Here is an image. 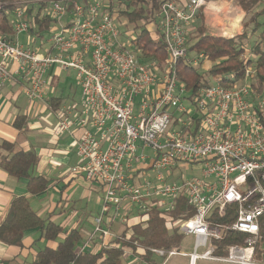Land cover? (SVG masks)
Here are the masks:
<instances>
[{
	"label": "built area",
	"instance_id": "1",
	"mask_svg": "<svg viewBox=\"0 0 264 264\" xmlns=\"http://www.w3.org/2000/svg\"><path fill=\"white\" fill-rule=\"evenodd\" d=\"M209 1L172 0L161 6L155 20L167 55L162 68L131 51L135 38L105 10L108 0L29 3L38 6L37 12L41 8V19L54 20L52 46L44 52L42 44L37 49L18 41L29 34L31 7L15 4V38L0 36V84L19 77L28 99L43 101L48 72L57 66L75 72L81 88L82 115L61 114L53 130L56 137L82 130L80 163L72 172L102 190L101 211L80 253L96 240L103 248L113 247L105 246L119 236L106 228L112 210L115 218L122 212L127 219L154 207L168 213L183 195L195 213L174 227L194 238V252L151 247L146 249L151 256L162 264L175 256L187 257L189 264H264V88H255V64L233 87L215 82L196 96L177 72L182 59L200 68L206 63L203 54L189 56L187 42ZM262 52L264 60V44ZM188 168H200V177L185 179ZM227 216L234 221L219 222ZM229 234L242 240L222 249ZM224 250L227 254H219Z\"/></svg>",
	"mask_w": 264,
	"mask_h": 264
},
{
	"label": "trees",
	"instance_id": "2",
	"mask_svg": "<svg viewBox=\"0 0 264 264\" xmlns=\"http://www.w3.org/2000/svg\"><path fill=\"white\" fill-rule=\"evenodd\" d=\"M20 0H0V3H17ZM172 0H108V10L118 21L126 19L128 24L134 26L129 36L132 52L140 53V59L145 63H153L162 68L167 57L165 47L160 40L150 37V29L155 23L156 16L161 6ZM262 0H238L239 5L248 13H251L260 5ZM14 4L7 5L0 12V36L14 39L13 23L5 14V9L14 10ZM33 9L27 11L31 21L29 36L35 40H41L51 30L54 20L43 16L41 8L36 15ZM264 16V8L255 13L251 21L254 27L246 30L243 34L233 38H224L207 33L203 25L193 28L188 36V52L190 57L204 55V60L209 68L206 74L201 73V68L194 66L191 61L182 59L177 64V72L180 80L196 96L203 88L210 87L215 82L222 86L233 85L245 76V71L252 64L256 67L257 91L264 88V22L258 20ZM151 27V28H150ZM125 30V29H124ZM126 34L129 30H125ZM124 35V34H123ZM256 35L255 40L251 39ZM126 38H129L126 36ZM34 48V47H32ZM251 55L252 58H248ZM52 85V83H51ZM61 100L52 99L51 106L56 112L59 110ZM24 117H18L14 126L21 130L25 129ZM39 156L34 151H17L15 145L0 140V168L10 176L27 182L29 196H36L47 191L50 181L44 176L36 175V167ZM195 213L189 204L187 197L180 196L175 202V208L171 212H165L158 207L152 208L148 213L139 214L137 222L125 228L113 243L116 246L102 248L98 253L78 251L83 244V234L78 228L66 229L61 224L55 223L50 217L39 216L31 206L28 196L15 198L10 206L7 217L0 225V242L6 246L25 249L24 235L27 231L37 230L40 237L33 241L32 247L38 242H44L45 246L37 250L31 264H124L127 251L146 264H157L146 249L179 248L184 236L174 227L179 222L189 219ZM234 217H225L219 220L223 224H230ZM241 235L229 234L222 242L223 247L239 244ZM258 245V253L261 252ZM219 254H227V251H218ZM264 252V250H263Z\"/></svg>",
	"mask_w": 264,
	"mask_h": 264
},
{
	"label": "crops",
	"instance_id": "3",
	"mask_svg": "<svg viewBox=\"0 0 264 264\" xmlns=\"http://www.w3.org/2000/svg\"><path fill=\"white\" fill-rule=\"evenodd\" d=\"M34 1L31 0V2ZM236 1L238 0H210L208 5L200 11L198 18L199 22L197 23V26L199 25L205 26L208 33L209 29L206 25L207 24L206 18L209 17L210 15H216L217 14L216 12L220 13L223 9L229 8V6L233 5V3H235ZM10 4L15 5L16 3L4 4L5 5L4 8ZM31 8H34V5ZM35 8L33 9L34 15L37 14L38 7L36 10ZM259 8H264V0L260 2V5L256 7L254 12L259 13L261 11V9L259 10ZM256 10L259 11L256 12ZM254 14L251 15V18ZM202 17L204 19L203 21H201ZM242 30L243 31H240L241 33L236 35L233 34L230 36L226 34L222 35L221 33L219 34L209 33V34L215 36H222L224 38H233L237 35L243 34L246 31L245 28H243ZM26 39L27 41L25 46H29L30 48L36 46L37 40H35L34 37H30L28 34ZM7 64L9 66H13V63L11 61H7ZM203 66L206 69L209 68L208 63H204ZM14 68H16V66H14ZM64 73H68V72L61 71L57 66H53L49 70L48 75L50 77L49 78L50 87L45 93V97L43 98V101H38L35 103L31 102L26 96L24 92V84L19 77H15L13 81H10L8 83L0 84V140L14 144L15 149L17 151L23 150V151L36 152L37 155L39 156V162L36 167V175L44 176L50 182H52V184H49V187L46 192L36 196H29L26 180L23 179L19 180L17 178H14L10 176L2 168H0V225L6 219L12 201L20 196H28L34 211L37 212L39 216L50 217L52 220L55 218L56 211L59 208V206H61V202L63 201H67V202L70 201L72 203H76L78 201L89 202L90 197L93 196L94 194L96 195L98 194L97 209L99 211L96 212L97 214L93 218L95 219L101 211V204H102L101 188L97 185L93 187L92 183L87 181L82 175H77L72 172V169L75 166H77L78 163H80V159L77 153V147H78L79 139L82 135V130L80 128H76L70 133L63 134L62 137L61 136L56 137L53 133V130L56 127L57 123L59 122L61 116H59L58 119L56 118L57 122L55 124L52 123L54 125L52 129L49 128L45 129L43 125L36 122L43 112H46L48 110L55 112L52 109L53 107L51 106V103H49L51 102L52 99L61 100L59 102L60 103L59 109L63 110L62 114L67 113L68 117H70L71 119L72 118L77 119L82 115L83 106H79L76 103L74 105L68 106L67 104L69 103L67 102H66L67 104L65 103L67 97L63 96V94L62 95L58 94V93H64L66 91L65 88L60 87L62 84L65 85L66 82V80L63 79L62 77ZM68 99L69 100L71 99V94L68 97ZM18 117L25 118L24 124H26V127L25 129H22V131L18 130L14 126V122ZM52 124L49 123V126ZM147 153H149V151H147ZM73 157H76V162L71 164V166H68V169L62 173L61 171L62 168L65 165H70ZM61 183L63 184V186L59 201L56 204L49 205V203L46 202V196L49 193L50 188L60 185ZM65 187H67L66 190H63L65 189ZM79 189H82V191L79 198L76 199L75 193ZM35 203H37V206L33 207ZM45 211L48 214H45ZM121 214L123 213L120 212L119 216L115 218L114 210H112L110 213V219H111L110 225L109 226L106 225V228L109 227L117 235H120L125 230L124 229L122 232L119 231V224L121 225L124 222V219L122 218L123 215ZM64 216L65 218L64 221L60 223L61 225H63L64 227H66V229L69 230L78 228L82 231L84 216L87 218L88 214H85L84 216L81 217V214H78L77 210L73 209L72 212H68ZM132 216L133 215L130 216V219L126 223V227L127 224L128 226H131L133 223L137 222L138 218L136 217L132 218ZM93 228H94V224H93ZM88 236H83V242L87 240ZM39 237H40V233L37 230L27 231L24 235L23 242L25 249L23 250L17 247L6 246L0 242V264H29L30 262L32 263L33 258L35 257L37 252L36 246L38 244L35 247L34 246L32 247L31 245L33 244V241H35ZM114 240L116 239H112L108 241V244H106L105 246H111V245L114 246L115 245V243H113ZM103 247L104 245H102L99 240H96L94 244L91 246V248L87 250V252L96 254ZM30 258H32V260H30ZM172 258H170L166 264H168L169 261L172 260ZM152 259L157 264H162L163 260L153 256ZM124 264H146V263H143L141 260L133 256L131 252L127 251L124 259Z\"/></svg>",
	"mask_w": 264,
	"mask_h": 264
},
{
	"label": "rangeland",
	"instance_id": "4",
	"mask_svg": "<svg viewBox=\"0 0 264 264\" xmlns=\"http://www.w3.org/2000/svg\"><path fill=\"white\" fill-rule=\"evenodd\" d=\"M34 1V0H33ZM81 2H94L96 0H80ZM19 2H26L25 4H27L28 7H33L31 0H20ZM3 4V3H0ZM19 4V3H18ZM15 5L14 8H16L19 5ZM36 7V8H35ZM37 5H34L35 10L37 9ZM48 7H50V4H48ZM262 8H259V10ZM15 10V9H14ZM14 10H9V9H5V14L8 16L9 20L11 22H14L15 17H14ZM259 10H256V12H258ZM255 11V10H254ZM252 11L251 13L246 12L240 5L239 2L236 1L235 3H233V5L229 6V8L223 9L220 13L216 12V15H210L209 17H207V27L209 29L208 33H215V34H219L221 33L222 35H236L241 33L240 31H243L242 29L245 28V30H251L254 27V24L251 21V15L254 14L255 12ZM45 13V11H44ZM203 17L202 20L203 21ZM260 23L264 22V16L260 17L258 20ZM159 19L156 20L155 23L152 24V28L150 29V37L154 40H160L159 34L157 32V25H158ZM199 22V19L196 21L195 23V27L197 26V23ZM119 24H122V29H127L129 31H131L134 26L131 24H128L127 20L122 18L121 22ZM194 28V27H193ZM55 33L54 30H51L48 34H45L44 39H42V43L41 40H37L36 42V46L35 48L40 49V45L42 44V47L40 49L41 52L44 51H48L51 46L52 43L50 41L52 35ZM27 36L26 34H23L21 36L18 37L19 42L23 45H26V41H27ZM226 37V36H225ZM133 38H135V35L133 36ZM256 38V35L251 39V41L253 42ZM207 69L203 66L201 68V73L206 74ZM63 79L66 80L65 85L62 84L60 87L65 88L66 91L64 93H58V94H63V96L67 97V99L65 100V103H69L67 104L68 106L74 105L75 103L78 104L79 106H82V95H81V88L78 84V80H77V76L75 72H68V73H64L62 75ZM71 94V99L69 100L68 97ZM73 102V103H72ZM63 113L62 109H59V111L57 112H53V111H46L43 112L41 114V116L37 119V123L41 124L44 126V128H49L52 129L54 127L53 124H55L57 122L56 118L58 119L59 116H61V114ZM73 119V118H72ZM49 123H53L52 125L49 126ZM63 135H61L62 137ZM148 151V150H147ZM76 162V157H73L71 160L70 165H65L62 168V173L64 171H66L68 169V166H71V164ZM201 174V169L198 168L195 171H192L191 168H188L187 170L184 171V178L185 179H191L192 177H200ZM50 184H52V182H50ZM93 187H95V185H97L96 183H92ZM62 186L63 184L61 183L60 185H57L55 187H51L49 193L46 196V202L49 203V205L51 204H56L61 196V190H62ZM98 186V185H97ZM67 187H65L66 190ZM82 189H79L76 191V199L79 198L80 194H81ZM70 193V192H69ZM67 193V194H69ZM97 199H98V194H94L93 196L90 197L89 202L87 201H78L76 203H72L70 201H63L61 202V206H59V208L56 211V216L53 219V221L57 224H60L64 221L65 218V214H67L68 212H72L73 209L77 210L78 214H81V217L84 216L85 214H88V217L86 218L84 216L83 219V224H82V233L83 236H88L92 230H93V224H94V216L97 214L96 212L99 211L97 208ZM70 200V199H69ZM73 201V200H72ZM37 203L34 204L33 207H36ZM64 209V212H63ZM48 211V210H47ZM62 211V212H61ZM45 214L46 213L45 211ZM92 214V215H90ZM64 216V217H63ZM129 216V214H123V219L125 222H123L121 225L119 224V231H123L126 228V222H128L129 219H127V217ZM79 220V218H78ZM38 245L36 246V250H39L40 248H43L45 246L44 242H38ZM194 244H195V240L192 236H186L184 237L181 245L179 246V252L180 253H185V254H191L194 252ZM30 260H32V258H30ZM189 259L187 257H182V256H176L174 258H172L171 261H169L168 264H188ZM31 263V262H30ZM29 263V264H30ZM197 264H221V263H213V262H204V261H199Z\"/></svg>",
	"mask_w": 264,
	"mask_h": 264
}]
</instances>
